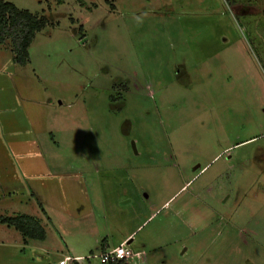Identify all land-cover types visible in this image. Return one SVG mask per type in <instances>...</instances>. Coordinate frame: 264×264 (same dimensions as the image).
Here are the masks:
<instances>
[{
	"label": "rangeland",
	"instance_id": "1",
	"mask_svg": "<svg viewBox=\"0 0 264 264\" xmlns=\"http://www.w3.org/2000/svg\"><path fill=\"white\" fill-rule=\"evenodd\" d=\"M5 1L48 20L28 62L0 45L12 111L47 131L26 158L38 176L1 146L0 215L46 237L0 223V264H62L127 233L136 264H264V0Z\"/></svg>",
	"mask_w": 264,
	"mask_h": 264
},
{
	"label": "crops",
	"instance_id": "2",
	"mask_svg": "<svg viewBox=\"0 0 264 264\" xmlns=\"http://www.w3.org/2000/svg\"><path fill=\"white\" fill-rule=\"evenodd\" d=\"M1 49H2V46H0V51H1ZM3 83H4V81L0 79V86H1V89H0V129H1V131H3V135L6 139L5 140L2 139L1 131H0V149H1V146L7 145L8 149L12 148L14 151H16V152L18 151L17 156L20 158L21 154H22L24 157V160L21 157L23 162L21 163L19 161L20 164L18 165L19 166L18 168L21 170V172L22 173L24 172V168H25L24 164H25V166L30 167V168H28L29 169L28 170V176L32 175L33 173H34L33 175L36 174L38 176L43 171L34 169L32 166L33 162L29 161L30 163L28 164V162H27L28 160L26 158L27 157L30 158L33 155L35 156L34 151L36 148H39V149L41 148L43 150V146H44V142H45L43 139V137H44L43 133L45 131H47V128L45 127V125H43L44 121L41 123V125L37 124V126L41 130L35 125L34 121L40 123V119H39V116L37 114V111L35 112L34 109H32V108L30 110H26L23 108V111L21 114L18 112L12 111V108L15 107L14 103L19 104V102H17V100H16L17 99L16 95L12 96V90L9 91V89H7L8 87L4 86ZM12 103H13V105H12ZM13 110H15V109H13ZM21 124H28V125H27V127H24L25 132L19 133L18 132V131H20L19 126ZM34 133L35 134L40 133L41 136H40V134L37 136H33ZM39 136H40V138H39ZM27 144H29V145H27ZM21 145L22 146L25 145L24 146L25 150L23 153H21V150H22ZM14 159H16V158L14 157ZM10 165L12 166V164H10ZM15 168H17V167L12 168V173L15 171ZM0 171L5 173V174L9 173V168L2 166L1 161H0ZM13 177H14V175L12 176V179H13ZM8 182L9 181L7 180V181H5V184H4L3 180L0 181V186L5 187V192H4L5 194H10L12 191L11 192L7 191V189H11L14 185L12 182V185L7 186ZM1 189H2V187H1ZM32 194L35 195V191H33ZM124 240H127L129 242L128 246H130V244H132V241H133L132 233L124 234L123 238L121 239V241L119 243L123 242ZM102 246H103V248H107L106 245H102ZM73 251H74V249H73ZM73 251H72V249L69 248L68 249L69 255H64V258L61 259L60 262L62 264H64V261H73L74 263L79 264L80 261L89 260L86 258L87 256L83 257L81 255H75ZM136 252H139L142 255V261L141 262L142 263L145 262L144 253L138 249H136ZM90 253L92 254L93 252L91 251Z\"/></svg>",
	"mask_w": 264,
	"mask_h": 264
},
{
	"label": "trees",
	"instance_id": "3",
	"mask_svg": "<svg viewBox=\"0 0 264 264\" xmlns=\"http://www.w3.org/2000/svg\"><path fill=\"white\" fill-rule=\"evenodd\" d=\"M47 24L48 20L44 15L18 7L12 2L0 0V45L9 42L14 62L20 64L28 62V48L35 34L43 30ZM0 223L20 232L25 243L28 239L42 241L46 237L45 229L39 219L30 215H0ZM104 249L102 247V251Z\"/></svg>",
	"mask_w": 264,
	"mask_h": 264
},
{
	"label": "built area",
	"instance_id": "4",
	"mask_svg": "<svg viewBox=\"0 0 264 264\" xmlns=\"http://www.w3.org/2000/svg\"><path fill=\"white\" fill-rule=\"evenodd\" d=\"M87 259L97 258L99 259L100 264H116L122 262L123 264L133 263L136 264L141 258L139 252L134 251L128 246L127 240L121 242L118 246H115L112 249L105 248L99 254H89Z\"/></svg>",
	"mask_w": 264,
	"mask_h": 264
},
{
	"label": "water",
	"instance_id": "5",
	"mask_svg": "<svg viewBox=\"0 0 264 264\" xmlns=\"http://www.w3.org/2000/svg\"><path fill=\"white\" fill-rule=\"evenodd\" d=\"M127 243H129V242L127 241Z\"/></svg>",
	"mask_w": 264,
	"mask_h": 264
}]
</instances>
